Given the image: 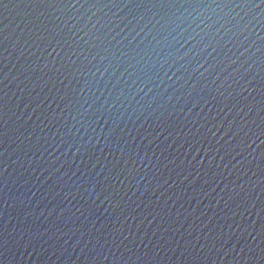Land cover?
<instances>
[{
    "label": "water",
    "instance_id": "water-1",
    "mask_svg": "<svg viewBox=\"0 0 264 264\" xmlns=\"http://www.w3.org/2000/svg\"><path fill=\"white\" fill-rule=\"evenodd\" d=\"M0 264H264V0H0Z\"/></svg>",
    "mask_w": 264,
    "mask_h": 264
}]
</instances>
